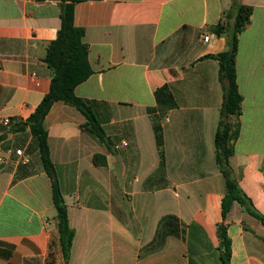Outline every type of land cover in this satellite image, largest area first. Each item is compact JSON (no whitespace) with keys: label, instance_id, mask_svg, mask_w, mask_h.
I'll use <instances>...</instances> for the list:
<instances>
[{"label":"crops","instance_id":"1","mask_svg":"<svg viewBox=\"0 0 264 264\" xmlns=\"http://www.w3.org/2000/svg\"><path fill=\"white\" fill-rule=\"evenodd\" d=\"M60 2L0 0V264H222L217 225L226 188L214 146L222 92L210 56L225 51L226 40L211 27L236 5L252 14L235 59L242 104L229 163L254 214L234 202L224 224L229 264H264V0L75 4L92 75L74 93L107 143L62 102L45 117L75 231L66 262L51 181L29 128L19 129L50 88L43 59L60 28Z\"/></svg>","mask_w":264,"mask_h":264},{"label":"trees","instance_id":"2","mask_svg":"<svg viewBox=\"0 0 264 264\" xmlns=\"http://www.w3.org/2000/svg\"><path fill=\"white\" fill-rule=\"evenodd\" d=\"M60 1V28L56 39L46 43V54L43 59V63L52 72L50 88L19 129L29 128L36 140L44 172L51 181L52 203L58 220L61 251L66 262L70 257L75 231L69 225L67 208L55 177L53 164L49 158L47 132L44 127L45 117L54 103L62 102L75 108L83 115L86 120L84 128L88 132L101 142L107 143V141L104 130L91 108L74 93L75 88L92 75L88 62L89 48L83 42L84 30L74 24L75 4L99 0ZM251 14L252 9L250 7L236 5L223 23L211 27L214 34L217 36L224 35L226 40V50L210 56L218 62V80L222 92L219 122L214 136L215 162L224 178L226 188V193L221 201L222 222L217 225L218 249L222 264H229L230 260V240L227 237L224 219L232 204L237 202L247 211L253 213L250 209V203L245 199L232 175L229 163L234 152V143L238 138V117L241 114L242 104V97L238 92L236 83L235 59L239 35L249 25ZM157 139L160 141L158 133ZM259 220L264 225V218L259 217Z\"/></svg>","mask_w":264,"mask_h":264},{"label":"built area","instance_id":"3","mask_svg":"<svg viewBox=\"0 0 264 264\" xmlns=\"http://www.w3.org/2000/svg\"><path fill=\"white\" fill-rule=\"evenodd\" d=\"M202 38H203V41L204 42H208V40H209V38H210V35L208 34V33H205L203 36H202ZM9 124V120L8 119H4L3 120V125H8ZM122 144L123 145H126L124 142H122ZM16 153V155H18V156H20L21 154H22V152L21 151H16L15 152Z\"/></svg>","mask_w":264,"mask_h":264}]
</instances>
